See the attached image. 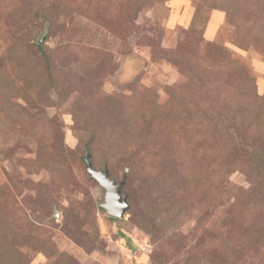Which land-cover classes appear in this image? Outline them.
<instances>
[{"label": "rangeland", "instance_id": "1", "mask_svg": "<svg viewBox=\"0 0 264 264\" xmlns=\"http://www.w3.org/2000/svg\"><path fill=\"white\" fill-rule=\"evenodd\" d=\"M253 150L264 0H0V264H264Z\"/></svg>", "mask_w": 264, "mask_h": 264}, {"label": "water", "instance_id": "2", "mask_svg": "<svg viewBox=\"0 0 264 264\" xmlns=\"http://www.w3.org/2000/svg\"><path fill=\"white\" fill-rule=\"evenodd\" d=\"M90 152L86 156L88 170L96 178L99 183L106 189V199L102 207L106 209L107 213L115 217H123L130 207V203L126 196L122 194V188L125 180L116 182L110 178L108 170H95L90 160Z\"/></svg>", "mask_w": 264, "mask_h": 264}, {"label": "trees", "instance_id": "3", "mask_svg": "<svg viewBox=\"0 0 264 264\" xmlns=\"http://www.w3.org/2000/svg\"><path fill=\"white\" fill-rule=\"evenodd\" d=\"M224 10H226L227 11V14H231V12H233V11H231V8L230 7H228V6H226L225 8H224ZM37 46L39 47V50H40V52L42 53V55H43V57H44V59H45V61H46V64H47V68H49V57H48V55L46 54V52H45V50H44V44L43 43H38L37 44ZM91 154V153H90ZM251 154H252V159L256 162V163H258V167H261V166H263V160H264V155L262 154V152L261 151H259V150H253L252 152H251ZM90 160H91V155H90ZM92 162V161H91ZM85 163H86V166H87V170H88V165H87V162H86V158H85ZM92 165H93V163H92ZM93 168L95 169V170H97L95 167H94V165H93ZM88 173L90 174V175H92L91 173H90V171L88 170ZM93 176V175H92ZM117 218V217H116Z\"/></svg>", "mask_w": 264, "mask_h": 264}]
</instances>
